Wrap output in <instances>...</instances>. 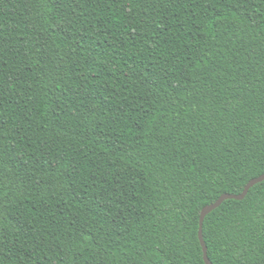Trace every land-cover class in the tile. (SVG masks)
Here are the masks:
<instances>
[{"label":"trees","instance_id":"1","mask_svg":"<svg viewBox=\"0 0 264 264\" xmlns=\"http://www.w3.org/2000/svg\"><path fill=\"white\" fill-rule=\"evenodd\" d=\"M263 173L264 0H0V264H205Z\"/></svg>","mask_w":264,"mask_h":264},{"label":"water","instance_id":"2","mask_svg":"<svg viewBox=\"0 0 264 264\" xmlns=\"http://www.w3.org/2000/svg\"><path fill=\"white\" fill-rule=\"evenodd\" d=\"M264 181V173L252 180H250L242 193L238 194V195H232V194H223L221 195L213 204L205 206L201 212H200V217H199V230H198V238H199V242L201 244L202 247V251H203V259L205 264H211V262L208 260L207 258V248L204 244V240H203V235H202V225L204 222L205 217L210 214L212 211H214L215 209L219 208L221 206V204L226 201V200H237V201H241L243 200L248 191L255 186L256 184H259L261 182Z\"/></svg>","mask_w":264,"mask_h":264}]
</instances>
